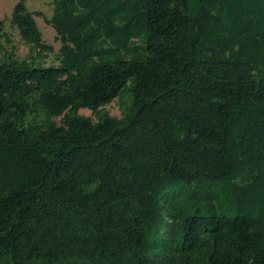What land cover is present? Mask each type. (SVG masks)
<instances>
[{
    "label": "trees",
    "instance_id": "1",
    "mask_svg": "<svg viewBox=\"0 0 264 264\" xmlns=\"http://www.w3.org/2000/svg\"><path fill=\"white\" fill-rule=\"evenodd\" d=\"M25 1L28 60L0 24V264H264V0Z\"/></svg>",
    "mask_w": 264,
    "mask_h": 264
},
{
    "label": "rangeland",
    "instance_id": "2",
    "mask_svg": "<svg viewBox=\"0 0 264 264\" xmlns=\"http://www.w3.org/2000/svg\"><path fill=\"white\" fill-rule=\"evenodd\" d=\"M18 2L19 0H0V24L4 26L5 34L9 40L8 43L2 42L1 45L7 51L12 50L18 60H28V47L21 41L16 29L10 27L9 25L13 9ZM25 6L29 12L42 13L44 19H50L52 16V0H26ZM44 19L35 17V22L40 32L42 41L49 45L52 49V53L46 57L44 64L53 65L56 64L55 56L59 50L60 43L56 38L55 30L51 26L45 24ZM104 109L109 116L119 118L120 113L117 101H114ZM79 115L89 118L92 117L91 113L86 110L79 111ZM56 121L58 122L59 120Z\"/></svg>",
    "mask_w": 264,
    "mask_h": 264
}]
</instances>
